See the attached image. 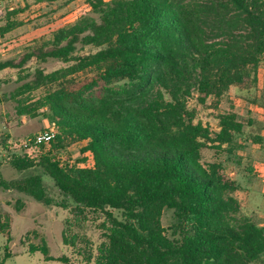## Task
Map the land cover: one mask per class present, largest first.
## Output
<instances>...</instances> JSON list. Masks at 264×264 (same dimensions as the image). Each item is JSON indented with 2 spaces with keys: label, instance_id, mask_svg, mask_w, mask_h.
Returning <instances> with one entry per match:
<instances>
[{
  "label": "trees",
  "instance_id": "16d2710c",
  "mask_svg": "<svg viewBox=\"0 0 264 264\" xmlns=\"http://www.w3.org/2000/svg\"><path fill=\"white\" fill-rule=\"evenodd\" d=\"M30 1L62 0H24V10H11L2 20L1 37L24 25L17 16ZM88 6L50 39L27 47L18 59L0 61V73L16 69L20 83L0 104L11 100L19 117H42L58 130L39 146L48 150L37 164L25 153L11 165L40 168L72 200L77 216L105 217L108 242L85 253L87 264L262 261L264 227L243 214L240 187L226 166L243 147L238 138L245 125L235 112L220 115L218 132L195 124L188 99L195 92L217 108L232 87H257L264 0H88ZM86 48L95 51L79 53ZM51 60L70 65L51 73L25 71L29 62ZM42 89L45 94L34 97ZM80 143L93 167L55 160L54 153ZM207 152L214 158L204 163ZM0 190L53 203L38 174L14 181L0 174ZM167 210L175 219L169 229L162 222ZM0 232H10L2 213ZM37 251L54 260L47 247Z\"/></svg>",
  "mask_w": 264,
  "mask_h": 264
},
{
  "label": "rangeland",
  "instance_id": "374dc122",
  "mask_svg": "<svg viewBox=\"0 0 264 264\" xmlns=\"http://www.w3.org/2000/svg\"><path fill=\"white\" fill-rule=\"evenodd\" d=\"M25 6L24 0H0V25H4L2 20L5 19L7 12L14 9L24 10ZM88 9V0H62L52 5L34 4L30 1V8L17 16L24 25L5 37L0 36V61L18 59L27 47L50 39L55 30L75 23ZM94 51L92 48H86L79 53L89 54ZM69 65L54 60L38 64L33 61L28 63L25 71H33L40 67L46 73H51ZM18 78L19 73L16 69H7L0 73L2 99L9 97L20 85ZM45 91L46 89H42L33 95L38 98L44 95ZM254 91L233 88L217 108L213 99L210 98L203 103L198 94L193 92L188 99V108L195 115V124L208 126L215 132L219 131V117L222 114L235 112L244 123V132L238 138L243 147L237 156L227 159L226 166L228 173L241 186L240 193H236V196L244 206L243 214L253 217L264 227V165L260 164L258 168H253L255 174L250 175L254 178L260 176L256 180L242 178L240 172L241 168L250 166L248 160H257L259 165L258 158H264V149L257 150L256 141H253L257 136L262 137L264 146V123L259 120V115L264 113V102L261 103L262 106L258 104V100L253 103L256 95ZM49 130L58 134V130L42 117L35 119L19 117L15 102L6 100L0 104L2 178L14 181L34 174L41 175L47 194L53 200L51 205H45L29 195L14 190H0V213L7 216L10 222L9 235L5 236L0 232V264H87L84 259L85 253H96L102 244L108 242L104 227L107 223L102 214L88 212L85 216H77L72 200L62 195L51 178L40 168L18 171L11 165L10 162L15 156L23 157L25 153L37 164L48 148L43 150L33 145H28L29 149L24 148L37 134ZM85 146L86 143H80L56 152L55 160L61 166L91 168L94 165L93 157L89 153H83ZM213 158L212 153L207 152L206 155L204 153L203 162H209ZM262 158L260 160H263ZM243 159L246 160L243 162ZM114 213L122 218L119 212ZM162 222L164 227L169 229L175 222L174 212L165 211ZM65 233L68 235V243L64 241ZM43 247L48 248L49 255L54 258L53 261L47 262L40 251L32 252L33 249L39 250ZM61 258H66L67 261H59Z\"/></svg>",
  "mask_w": 264,
  "mask_h": 264
},
{
  "label": "crops",
  "instance_id": "0c3cea01",
  "mask_svg": "<svg viewBox=\"0 0 264 264\" xmlns=\"http://www.w3.org/2000/svg\"><path fill=\"white\" fill-rule=\"evenodd\" d=\"M263 65H264V63H262L261 64V66H260V68H259V75H258V84H257V87H255V88H251V89H248V88H243V87H232L231 88V90L233 89V88H236V89H242V90H245V91H254L253 93L254 94H256L255 96H254V98H253V103H256V101L258 100V104H261V103H263L264 102V74H263ZM230 90V91H231ZM230 91H229V93H230ZM252 101V100H251ZM252 103V104H253ZM251 104V105H252ZM260 106H262V104L260 105ZM260 110H261V108H260ZM263 112V111H262ZM259 120L260 121H263V123H264V113H262L261 115H259ZM263 126H264V124H263ZM259 137V136H258ZM260 138H262V137H260ZM262 142H263V139H262V141H260V142H256L255 144L257 145V150H263L264 148V146H263V144H262ZM260 158H262V157H260ZM260 158H258L259 159V161H260V163H259V165H257V160H252V159H250V160H248V163H249V165L251 166H248V165H246L245 167H243V168H241L240 170V172H241V174H242V178H246V177H248V178H250V179H254V180H256V179H258V178H254L253 176H251L252 174L254 175L255 174V172H254V169L253 168H255V167H259L260 166V164L261 165H264V158H262L263 160H260ZM246 159H243V162L245 161ZM256 169V168H255ZM247 174V175H246ZM251 174V175H250ZM231 176V175H230ZM236 181V180H235ZM237 182V181H236ZM238 184V183H237ZM239 185V184H238ZM239 187H240V189H241V186L239 185ZM240 189H239V191L237 192V193H240ZM239 199V198H238ZM239 201L241 202V200L239 199ZM244 206L242 205V208H243ZM264 264V259L262 260V261H260V262H258L257 264Z\"/></svg>",
  "mask_w": 264,
  "mask_h": 264
},
{
  "label": "built area",
  "instance_id": "2783aa9c",
  "mask_svg": "<svg viewBox=\"0 0 264 264\" xmlns=\"http://www.w3.org/2000/svg\"><path fill=\"white\" fill-rule=\"evenodd\" d=\"M56 137V133L53 130L40 132L26 145H33L39 147L43 144H49Z\"/></svg>",
  "mask_w": 264,
  "mask_h": 264
}]
</instances>
